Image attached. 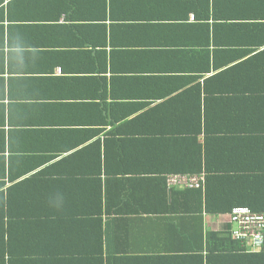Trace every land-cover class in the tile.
<instances>
[{"label": "crops", "instance_id": "0c3cea01", "mask_svg": "<svg viewBox=\"0 0 264 264\" xmlns=\"http://www.w3.org/2000/svg\"><path fill=\"white\" fill-rule=\"evenodd\" d=\"M238 205L264 212V0H0V264H264Z\"/></svg>", "mask_w": 264, "mask_h": 264}, {"label": "built area", "instance_id": "2783aa9c", "mask_svg": "<svg viewBox=\"0 0 264 264\" xmlns=\"http://www.w3.org/2000/svg\"><path fill=\"white\" fill-rule=\"evenodd\" d=\"M170 187L200 188L205 182V174H172L167 176ZM234 224L233 234L241 240L247 250L256 253L264 248V213L250 206H236L229 214Z\"/></svg>", "mask_w": 264, "mask_h": 264}, {"label": "trees", "instance_id": "16d2710c", "mask_svg": "<svg viewBox=\"0 0 264 264\" xmlns=\"http://www.w3.org/2000/svg\"><path fill=\"white\" fill-rule=\"evenodd\" d=\"M201 167V165H200ZM199 172L201 171L200 169L198 170ZM204 174V173H203ZM205 178H206V181H207V184L208 185V181L210 178H208V176L205 174ZM167 183H168V180L166 179ZM179 187V186H177ZM184 191H179V192H183V193H191V194H195V195H199L200 197H203V190L202 189H184ZM208 192V191H207ZM238 206H246V205H238ZM236 207V206H235ZM251 208H253L255 211L257 212H261V211H258L257 208L253 207V206H250ZM234 206L230 207L228 210H229V213H228V218H229V214L231 213V211L233 210ZM228 212V211H227ZM264 213V212H262ZM264 249V248H263Z\"/></svg>", "mask_w": 264, "mask_h": 264}]
</instances>
